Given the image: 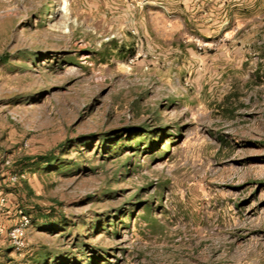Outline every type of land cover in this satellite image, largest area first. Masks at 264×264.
I'll return each instance as SVG.
<instances>
[{"label": "rangeland", "instance_id": "rangeland-1", "mask_svg": "<svg viewBox=\"0 0 264 264\" xmlns=\"http://www.w3.org/2000/svg\"><path fill=\"white\" fill-rule=\"evenodd\" d=\"M1 194L0 264H264V0H0Z\"/></svg>", "mask_w": 264, "mask_h": 264}, {"label": "trees", "instance_id": "trees-1", "mask_svg": "<svg viewBox=\"0 0 264 264\" xmlns=\"http://www.w3.org/2000/svg\"><path fill=\"white\" fill-rule=\"evenodd\" d=\"M150 135H151L150 132L147 131V130H145L143 132V134H137V135L135 134V136H133V138L131 140H126V142L124 141V138H122V137H120V140L119 141L118 140H115L114 138H103V140H102L103 142L111 140V145L113 144L111 146V150L110 151H108V149H107L106 146H104L105 148L101 149L103 153H104V151H107V154L109 155L108 157H103V158H105L106 160H110L114 156L122 155L124 148H137V150H136V152H137V151L141 150V147L143 145H145L147 147V148H144V149H146V151H151V148H152V145L153 144L151 143V138L152 137ZM136 140L138 141L136 146H132V144H134V143H129V142H132V141L134 142ZM122 142H123V144H120ZM112 154H114V155H112ZM36 159H37V161L34 164H31V165L32 166L33 165H45L46 166V170L54 169V168L57 167V169H59L60 172H61L62 171L61 169L66 168V169L71 170L75 166V164L73 162L72 163H66L65 164L64 162H60V160L58 158L53 159L52 157H50V158H47V157H38ZM127 161L128 160H126V162H125L124 165H127L128 164ZM94 170H95V168L92 169V171H94ZM126 170H124V171H126ZM20 175L23 176L22 174H20ZM21 180H22V178L20 179V181ZM16 184H13V185H16ZM3 195L7 196L8 197V200H9V195H6V194H3ZM9 203H10V200H9ZM139 204H140V202H136L135 203V205H137V206ZM18 209H23L27 213L26 209L24 207H22V206H18L17 208H10V205H8V213H13V212L15 213V211H17ZM50 224H51V222L49 221L48 218H46L40 224H38V226L45 228V227H47ZM33 225H34V223H33V219H32V226ZM109 226L110 227H113L115 229V231H117L118 224H116V223L113 222V224H110ZM103 231H105V229ZM108 232H110V231L108 230ZM81 247L82 246H79V249ZM11 250H12V248H11ZM46 260H47L46 253H43V258L40 259V260H38L37 263H44V262H46ZM87 263L89 264L90 263V260H87Z\"/></svg>", "mask_w": 264, "mask_h": 264}, {"label": "built area", "instance_id": "built-area-1", "mask_svg": "<svg viewBox=\"0 0 264 264\" xmlns=\"http://www.w3.org/2000/svg\"><path fill=\"white\" fill-rule=\"evenodd\" d=\"M27 147V144L25 145ZM12 165L11 160L4 162L5 167ZM23 176L20 174H14L10 177V182L16 184L20 181ZM9 200L8 197L0 195V237L4 234L7 235L9 245L13 252L16 254H22L27 248L29 231L32 228V218L23 209L15 211L14 216L16 217L14 225L6 230L5 226L1 223V219L8 213Z\"/></svg>", "mask_w": 264, "mask_h": 264}]
</instances>
